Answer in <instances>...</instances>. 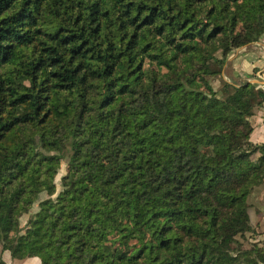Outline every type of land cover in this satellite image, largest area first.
<instances>
[{"label":"trees","instance_id":"trees-1","mask_svg":"<svg viewBox=\"0 0 264 264\" xmlns=\"http://www.w3.org/2000/svg\"><path fill=\"white\" fill-rule=\"evenodd\" d=\"M263 36L264 0H0L3 250L264 264V88L212 82Z\"/></svg>","mask_w":264,"mask_h":264},{"label":"crops","instance_id":"crops-1","mask_svg":"<svg viewBox=\"0 0 264 264\" xmlns=\"http://www.w3.org/2000/svg\"><path fill=\"white\" fill-rule=\"evenodd\" d=\"M257 70V71H255ZM219 85L228 82L235 86L241 83L250 82L257 87L264 84V36L254 43L245 45L234 50L228 56L222 73L219 76ZM254 130L251 134V141L254 143L264 142V109L257 111L252 118ZM264 196L256 201L255 207L251 208V218L254 225H259L264 231ZM0 258L6 264H41L39 257H28L24 259L13 258L9 250H3L0 243Z\"/></svg>","mask_w":264,"mask_h":264},{"label":"rangeland","instance_id":"rangeland-1","mask_svg":"<svg viewBox=\"0 0 264 264\" xmlns=\"http://www.w3.org/2000/svg\"><path fill=\"white\" fill-rule=\"evenodd\" d=\"M212 82L214 83V87H215L216 89L220 90L221 87H220V85H219V76L213 78ZM64 172H65V168L63 167V168L61 169L59 175H58L57 178H56V182H57L58 186H60L61 176L64 174ZM46 196H47L46 193L42 194V198H45ZM35 206H36V204L34 205L33 208H35ZM28 217H29V215L26 214V215L22 218V226L25 225V223H26ZM253 225H254V224H253Z\"/></svg>","mask_w":264,"mask_h":264},{"label":"water","instance_id":"water-1","mask_svg":"<svg viewBox=\"0 0 264 264\" xmlns=\"http://www.w3.org/2000/svg\"><path fill=\"white\" fill-rule=\"evenodd\" d=\"M262 88H264V84H263V87Z\"/></svg>","mask_w":264,"mask_h":264}]
</instances>
